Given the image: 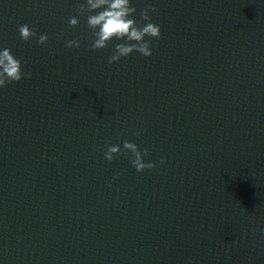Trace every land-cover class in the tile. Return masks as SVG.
Returning <instances> with one entry per match:
<instances>
[{
  "label": "water",
  "instance_id": "95a60500",
  "mask_svg": "<svg viewBox=\"0 0 264 264\" xmlns=\"http://www.w3.org/2000/svg\"><path fill=\"white\" fill-rule=\"evenodd\" d=\"M81 2L0 0V264H264V0H133L161 35L112 64Z\"/></svg>",
  "mask_w": 264,
  "mask_h": 264
},
{
  "label": "clouds",
  "instance_id": "9594fccd",
  "mask_svg": "<svg viewBox=\"0 0 264 264\" xmlns=\"http://www.w3.org/2000/svg\"><path fill=\"white\" fill-rule=\"evenodd\" d=\"M155 12V6L149 3L140 12V18L137 20V9L133 6V0H83L77 6V15L70 17L68 24L69 27L76 28L79 24L78 17H87V27L92 35L90 47L93 51L105 49L113 41H119L114 44L112 55L108 58V63L112 64L133 53L151 57V41L158 40L161 35L160 27L152 22L150 15ZM18 32L26 43L35 40L42 47L48 44L49 38L46 33L38 35L27 24L20 25ZM65 46L69 49H78L81 46L80 38L66 41ZM25 78H31V73L23 70L21 61L12 54L11 49L0 46V89ZM122 154H131L130 163L137 173H142L146 169L152 170L156 166L152 162H145L147 149L141 151L137 144L128 140L123 142L122 148L119 144L111 145L103 152L108 162ZM160 163L162 164L163 160ZM116 178L114 177V180ZM261 231L264 234V229Z\"/></svg>",
  "mask_w": 264,
  "mask_h": 264
}]
</instances>
